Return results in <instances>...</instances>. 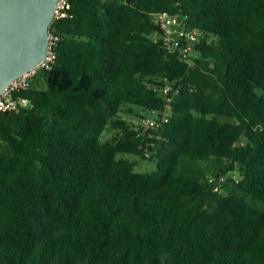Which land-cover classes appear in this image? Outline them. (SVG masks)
Wrapping results in <instances>:
<instances>
[{
  "label": "trees",
  "instance_id": "obj_1",
  "mask_svg": "<svg viewBox=\"0 0 264 264\" xmlns=\"http://www.w3.org/2000/svg\"><path fill=\"white\" fill-rule=\"evenodd\" d=\"M178 2L70 0L31 107L0 113V264H264V0ZM178 11L212 38L191 65L152 38ZM164 80L166 121L129 127Z\"/></svg>",
  "mask_w": 264,
  "mask_h": 264
},
{
  "label": "built area",
  "instance_id": "obj_2",
  "mask_svg": "<svg viewBox=\"0 0 264 264\" xmlns=\"http://www.w3.org/2000/svg\"><path fill=\"white\" fill-rule=\"evenodd\" d=\"M174 6L178 7V0H172ZM71 5L70 0H59L53 19L48 27L47 34V49L46 58L39 66L23 74L19 78L12 81L0 94V113L18 112L22 109H29L31 102L27 98L19 97L16 94L19 91L29 88L33 78L39 71H46L51 68L55 58L54 48L59 41V34L57 33V24L61 20L70 19ZM151 22L156 27L154 39L158 40L161 48L166 54L176 55L180 60L187 65H191V58L196 54V44L201 39L210 41L212 38H204L198 31L190 29L187 25V18L178 11L177 13L156 12L151 15ZM153 38V37H152ZM172 85L163 81L159 92L164 98L165 107L162 112H151L152 117L142 118L138 127L147 130H156L160 126V122H165L170 113V102L172 94L177 90L172 89ZM172 93V94H171ZM171 94V95H170ZM226 179L225 176H219L216 179L209 177L208 183L213 184L216 190L222 188V183Z\"/></svg>",
  "mask_w": 264,
  "mask_h": 264
},
{
  "label": "water",
  "instance_id": "obj_3",
  "mask_svg": "<svg viewBox=\"0 0 264 264\" xmlns=\"http://www.w3.org/2000/svg\"><path fill=\"white\" fill-rule=\"evenodd\" d=\"M59 0H0V94L47 56L48 27Z\"/></svg>",
  "mask_w": 264,
  "mask_h": 264
},
{
  "label": "rangeland",
  "instance_id": "obj_4",
  "mask_svg": "<svg viewBox=\"0 0 264 264\" xmlns=\"http://www.w3.org/2000/svg\"><path fill=\"white\" fill-rule=\"evenodd\" d=\"M155 38V36H152ZM33 88H42L44 86V81L42 80V77L40 75L36 76V80L33 81L32 84ZM122 120L126 122V124L134 128L135 126L139 125V122L142 118H150L152 117V113L148 111H144L141 108L138 107H129V108H123L121 113L119 114ZM120 135L118 131H113L109 128H107L102 136H101V141H108L111 140L112 138H116ZM245 139H241V144H245ZM118 158H126L129 160H137V164L134 168V171L138 173H144V172H150L154 170V163L148 162V161H143V160H138L136 157L128 156V155H118ZM200 167L204 170L206 176H211V173H214L216 168L208 162H200L199 163ZM228 176V175H226ZM233 176L234 179L237 178V175H229ZM222 193L225 194L224 188H221Z\"/></svg>",
  "mask_w": 264,
  "mask_h": 264
}]
</instances>
